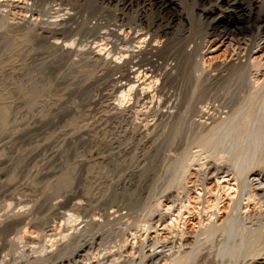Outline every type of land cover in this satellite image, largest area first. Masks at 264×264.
<instances>
[{"label":"rangeland","instance_id":"374dc122","mask_svg":"<svg viewBox=\"0 0 264 264\" xmlns=\"http://www.w3.org/2000/svg\"><path fill=\"white\" fill-rule=\"evenodd\" d=\"M7 1L9 0H5V2ZM11 1V4L7 5H4L3 1L0 2V24L3 23V26L1 25L2 27H0V108L3 106L8 107L7 116L3 119V131L2 126H0V132H3L0 133V264H60L69 255L73 249L72 247L76 246L78 242H83V239L93 241V237H97L96 233L103 235L99 244V247L103 245L101 248L103 252L97 249L100 252L97 251L98 256L96 255V258L95 256H91L92 252L90 250V258H93H89L88 262H91V264H95L96 262L93 261L98 260V257L102 255V261L99 259V263L105 261L103 257L109 253L110 257L108 256V259L113 258L112 261L115 264L119 262L120 264H124L125 261L122 262L123 260H127L125 264H128V261L129 264H138L136 260L138 258L139 261L140 258L138 250L142 246L141 243L150 241V244L154 242L157 246H160L164 241L168 242V239L169 241L174 239L176 242L178 239L177 234L179 233H181L179 237L183 235V238L191 240V242L188 240L191 246L187 242L183 247L184 249H186V246L191 249L194 248L191 251L193 255H190L192 259L189 256L187 258L188 261H185L187 260L185 259L181 261L182 263H178L158 257L157 261L155 260L152 264H234L235 262V264H239L243 261L245 257L243 258L242 255L227 251L234 241V239L232 240V235L238 230L236 227L238 221L237 219L234 220L233 216V224L227 221L229 225L226 224L229 227L225 225L227 228L223 232L227 234L220 232V234L217 233L218 235L213 234L209 237V235L205 234L202 236L203 234L200 233V229L209 223L210 220H214L217 223L226 222L224 220H226L228 213V216L231 215V207L239 196V181L242 179V175H239V179L235 173H231L233 171L210 174L205 182L202 183L198 179L201 174L200 172L203 170L202 167L204 168L205 165L201 166V164L208 161L215 162L213 156L217 152H212L213 155L209 156V158H204L203 155L195 158L191 154H195L196 150L201 147L200 145L197 146L198 143H201L197 142L201 137L198 136L197 139V132H195L196 129L194 128L195 120L198 119H200V122L208 119L206 121L207 126H205L209 127L213 124L212 127H209L213 131L217 128L219 129L220 124L222 126L219 130L214 131L216 134L215 137L213 136L214 138L211 136L212 140L211 137L209 138L211 142L208 140L209 143L207 145L209 146L211 143L209 146L211 151L217 149L219 152H224L228 150L232 155L233 151L230 150L233 149L234 145L235 148L233 150L236 152L238 147L240 151L245 148H251L253 145H255V148L256 145H259L264 140V42L261 41L259 45L251 47V43L256 40V29L254 27L252 29L255 31L250 28L246 32H240L238 27L230 26L231 33L235 34L232 35L230 33L220 36L214 34L216 32H212L213 29L210 28L212 25L209 24L211 23L212 16L217 17L220 15V11L232 8V4L235 7L237 6L236 10H238V13L243 12L246 14L250 9L252 15L256 16L259 10L264 7V0H177L180 4L176 9L177 16L174 14L171 19L168 17L169 12L164 13L159 11L161 10L159 8L160 0H133L131 10H123V16H125L123 17V25L117 32H122L121 36H125L126 38V42L123 44L126 43L125 45L129 44V46L131 44L137 45V42H134V40L145 37L140 42L141 44L138 43V45L140 44V51L138 49V51L134 52L139 53V56L135 57L136 60L139 61L143 51L152 45L153 49L157 50L155 55H152V58L157 59L159 64L164 67L161 69L160 66V68H155V70L152 67L150 69V65L148 63L145 64L146 61H143L142 65L138 64L139 69L143 68V72H146L148 76L140 84L141 86L146 85L152 79L153 74H155L154 77L158 76V80L147 91V94H140V96L133 90L131 97L127 99L128 102L125 100L122 103L120 102L121 104H117L118 100H116L117 97L115 95L119 94L117 92L119 90L113 84L120 77V72L113 71L114 62H112L113 56L111 57V54L117 51L114 45L115 38L111 34L116 29L115 25L112 24L113 17L111 16L116 9L115 0ZM91 3L92 6H90ZM45 7L47 8L45 9ZM118 7H121V4ZM211 7L215 11L213 15H205L204 10ZM98 8H100L99 12L102 10L104 14L106 12L107 14L104 17L105 19L99 21L97 19L100 23H97V30H95L96 28L93 24L96 21L95 16L96 14L97 16L102 14V12L96 13L98 12ZM179 12L182 14L181 17L178 16ZM131 16L136 17V20L139 17L141 21V24L136 26V28L140 29L139 36L132 41L129 40L130 36L134 35L132 33L134 31L132 27L133 23H129L132 18ZM160 16L163 18H160ZM32 17L36 20L33 23H29L27 19ZM125 18L129 20L127 21ZM83 21L84 23H82ZM166 22H169V30L167 29V33H164L161 30V25L166 24ZM148 24L151 25L152 29L157 26L161 29L153 33L152 29L146 30L149 26ZM88 27L89 29L92 27L93 30L87 29ZM219 27L222 29V26L219 25L217 28L220 29ZM8 30H10L9 33ZM27 34V37L23 36ZM70 40V44H65ZM63 42L65 43L62 48ZM99 43L100 46H104L103 51L100 52L97 51ZM117 46L120 47L121 45L117 44ZM127 48L131 49V46L130 48L128 46L123 48L124 52L130 55L132 50H128ZM166 50L167 52H165ZM186 51H188V54L184 55L183 53ZM107 52L110 55L105 54ZM132 52L131 54L133 55ZM129 55L123 59L124 62L129 66L134 65L136 67L137 62H134V58H130L131 55ZM239 60L243 62L248 60L251 65H249L250 68L245 73L250 83H245L248 81L244 80L245 82L241 88L240 86L238 89L236 88L238 93L235 96H238L239 99H235L237 97H234L233 103L237 102L233 104L232 101H225L227 100L226 96L229 95L226 91L228 90L229 93L231 90L228 86L233 87L227 83L228 76L232 73L231 67L228 68L227 65L232 62L237 63ZM182 65L183 67H181ZM132 74H136V72H129V76H132ZM191 75L192 78L187 77H191ZM31 77H35L37 86H31ZM119 79H122L123 83L126 80L128 81L124 76ZM139 80L141 81L142 78H139ZM47 82L48 85L43 86ZM196 82L202 84L200 85ZM188 83L191 85L189 86ZM225 84L226 87L224 86ZM194 85L196 88L199 87V90L206 91L205 94L207 93L206 95L204 94V100L197 102V104L194 101L196 100L195 94L192 93L191 97L189 96L192 88H195ZM247 85L249 86L248 89L246 88ZM244 88L245 90H243ZM243 91L246 92L244 93ZM134 93L135 96H138L135 97ZM240 93L243 96H240ZM249 93L253 94L254 97ZM224 94L225 99H223ZM188 96L189 98H187ZM216 96L219 98L218 100ZM185 99H189V102ZM234 99L236 100L235 102ZM194 105H198L199 108L201 107L200 109L203 112L195 113ZM198 114L201 115L198 116ZM231 117L234 118L231 120ZM225 126L230 127L226 128ZM12 127L15 130L16 127H21V130H14V133L12 132ZM224 127L226 129H223ZM205 130L201 134L206 135L208 131ZM212 130L209 131L210 135L213 133ZM236 132L240 134L239 137L236 136L238 135ZM10 134L12 135L10 136ZM218 136H221L220 139ZM252 137H256L258 139H256V142L259 141V143H252L253 140L255 142V139ZM231 139L233 140L231 141ZM245 139L250 141V147ZM207 142L205 141V143ZM241 142L243 146L245 145V148L242 147ZM202 145L204 146L203 143ZM207 145L205 144L204 147H208ZM223 148L227 149L224 150ZM209 152L210 150H208ZM227 152L226 154L224 152V154L229 157L228 155L230 154ZM189 154L190 157L188 156ZM244 156L243 154V158ZM98 161H103L101 164L104 167L106 166L108 172L100 175V178L95 177L93 179L90 177L91 172L89 168L92 165H96L97 167L99 165ZM199 169L202 170L200 171ZM67 171V175L69 176L68 182L67 184H61L62 176ZM99 185L101 186L99 187ZM181 185H183V189L185 187L184 190H180L179 187ZM177 188H179L178 191H183L180 192L181 195L179 193V199H181L180 201L176 199L177 201L174 200L175 202L171 200L172 203L170 199L167 200V195L173 193L174 190L177 192ZM168 202L172 204L170 205ZM257 209V199L244 198L241 200L239 208L241 214L254 213ZM261 211H264V206H262ZM70 213L74 214L71 215ZM231 213L233 214L234 211ZM250 222L254 221L246 219L245 224H251ZM234 224L236 225L233 226ZM227 230L230 231L229 233H232V235L230 234L231 236ZM62 232L67 234L69 238L73 234H76L77 238L82 237V239L79 238V241L75 242V245L73 244L74 242L64 245V242L69 241V238ZM79 234L81 236H78ZM104 234L110 239H105ZM198 234L201 235L197 236ZM62 235H64V239ZM85 235L89 236L86 237ZM219 235L220 241L214 237H219ZM48 237H52L53 241L44 240L49 239ZM120 237H124L126 249L123 242L120 240V243L117 240V238L121 239ZM89 238L90 240H88ZM225 240L227 243H224L226 242ZM119 243L123 245L124 249L120 250L123 247ZM51 244L55 245L52 246ZM228 244L229 247L225 249ZM70 246L72 249L69 248ZM96 248L97 245H95L94 249ZM190 248L188 250H191ZM57 249H64V252L62 250L60 252ZM104 249L108 252H104ZM65 250L69 253L66 251V254ZM123 250L124 252L127 250L129 253L127 251L124 253ZM227 252L229 253L227 254ZM115 254L118 257L119 255L124 257L119 259ZM61 256L65 258H61ZM127 256L129 260L126 259ZM129 257H134V259ZM88 262L86 261L85 263L88 264ZM106 262L111 264L109 261H105L104 263ZM85 263L78 262L76 264ZM70 264L74 263L70 262Z\"/></svg>","mask_w":264,"mask_h":264},{"label":"bare ground","instance_id":"6f19581e","mask_svg":"<svg viewBox=\"0 0 264 264\" xmlns=\"http://www.w3.org/2000/svg\"><path fill=\"white\" fill-rule=\"evenodd\" d=\"M1 1H3L4 2V5L6 4H11V0H9V1H7V2H5V0H0V2ZM59 1V0H58ZM92 1H94V0H92ZM91 1V2H92ZM155 1V0H154ZM153 1V2H154ZM33 2V1H32ZM42 2V1H41ZM215 2V1H214ZM34 3V2H33ZM89 3V2H88ZM152 3V2H151ZM230 3V2H229ZM46 4V3H45ZM50 4V3H49ZM56 4V3H55ZM90 4V3H89ZM95 4V3H94ZM121 4V7H118L119 5ZM135 4V3H134ZM13 5V4H12ZM83 5V4H82ZM96 5V4H95ZM132 5H133V0H115V6H116V9H115V11L111 14V16L113 17V21H112V24L113 25H115V27H116V29H114V31L111 33L113 36L112 37H114L115 39H114V41H115V47H116V49H117V51H115L116 53H114L113 52V54H111V57H112V62H114V64H113V67H112V69H113V71L114 72H120V74H119V76L120 77H122V76H124V77H126L127 79H128V81L126 80V82H122L121 80L122 79H119L120 77H118L117 79L118 80H116V81H114L115 83H113L115 86H116V89L117 90H119V91H117V92H119V94H117V95H115L117 98H116V100H118V103L117 102H115V103H117V104H119L120 102L122 103L123 101H125V100H127V99H129L130 97H131V93H133V90H135V92L137 93V94H141V95H144V94H147V91H149V89L152 87V86H154L155 85V83L157 82V80H158V76L157 77H154L155 76V74H153V76H152V79L151 80H149L148 82H147V84L145 85L144 84V86H141L140 84L142 83V82H144L147 78H148V76L146 75V72L144 73L143 72V68L142 69H139V65H142V62L143 61H146L145 62V64H149L150 66H149V68L150 67H152V69H155V68H160V66H161V69H162V67H164V66H162V65H160L159 64V62H158V60L156 61L154 58H152V55L154 56L155 55V53H156V51L157 50H155V49H153V47H152V45H150V47H148L147 49H145L144 51H143V54L145 55H141L140 57H141V59L139 60V61H137L136 60V58L135 57H138L139 56V53H134V52H136V51H138V49L140 48L139 46H140V42H142L143 40H144V38L145 37H143V38H138V39H136V40H134L137 36H139V28H136V26L137 25H140L141 24V21H140V19H139V17H138V20H136L137 18L136 17H132L130 20V22L129 23H133V25H132V27H133V29H134V31H132V33H134V35L132 34V36H130V38H129V40H134V42H137V45H133V44H131L130 46H131V49H128V50H132L131 52L133 53V55L131 54V52H130V55L128 54V53H125L124 52V47L125 46H128L129 48H130V46H129V44L128 45H125V44H123L124 42H126V38H125V36L123 37V36H121V34H122V32L120 31V32H117V30L118 29H120L121 28V26L123 25V17H125V16H123V10L124 9H128V10H131V8H132ZM139 5V4H138ZM160 9L161 10H159V11H161V12H164V13H168L169 15H168V17H170V19H171V17H173L174 16V14L177 16V14H176V9H177V7H179L180 6V4H179V2L177 1V0H160ZM234 4H232L231 5V7L232 8H230V9H228V10H226V11H220L221 13H220V15H218L217 17H213L212 16V19H211V23H209V24H211L212 25V27H210V28H212L213 30H212V32H216V33H214V34H217V35H220V36H225V34H230L231 32H232V30L230 29V26H235V27H238L239 29H240V32H246V31H248V29H252V27H254L255 29H256V31L254 30V29H252V30H254L255 32H256V40H254V42L253 43H251V47L254 45V46H256V45H259L260 44V42L261 41H263L264 42V7H262L260 10H259V12H258V14H256V16H253L252 15V13H251V10L249 9V11H248V13H238V10H236V7L235 6H233ZM51 6V5H50ZM90 6H92V3H91V5ZM90 6H88V7H90ZM110 6V5H109ZM140 6V5H139ZM264 6V5H263ZM5 7V6H4ZM20 7V6H19ZM97 7V6H96ZM99 7V6H98ZM114 7V6H113ZM15 8V7H14ZM26 8V7H25ZM30 8V7H29ZM47 7H45V9H46ZM53 8V7H52ZM81 8H82V6H81ZM101 8V7H100ZM100 8H98V12H96V13H100V12H102V14H99V16H97V14H96V21L93 23L94 24V26H95V30H97V23H100V22H98L99 20H101V19H105L104 17H106V14H107V12H106V14H104L103 13V11L101 10L100 12H99V9ZM142 8V7H141ZM221 8V7H220ZM73 9V8H72ZM80 9V8H79ZM83 9V8H82ZM94 9V8H93ZM104 9V8H103ZM86 10H87V8H86ZM89 10V9H88ZM128 10H127V12H128ZM138 10V9H137ZM146 10V9H145ZM14 11V10H13ZM72 11V10H71ZM96 11V10H95ZM112 11V10H111ZM247 11V10H246ZM5 12V11H4ZM125 12V11H124ZM132 12V11H131ZM146 12V11H145ZM215 11H214V8L213 7H211V8H209V9H205L204 10V13H205V15H207V16H211V15H213V13H214ZM53 13V12H52ZM109 13V12H108ZM139 13V12H138ZM94 14V13H93ZM103 14H104V16H103ZM133 14V13H132ZM27 15V14H26ZM55 15V14H54ZM53 15V16H54ZM67 15V14H66ZM72 15V14H71ZM95 15V14H94ZM108 15H110V14H108ZM124 15H126V14H124ZM146 15V14H145ZM181 13L179 12L178 13V16H180L181 17ZM28 16V15H27ZM41 16H42V13H41ZM84 16V15H83ZM26 17V16H25ZM31 17V16H30ZM81 17V16H80ZM87 17V16H86ZM68 18V17H67ZM77 18V17H76ZM84 18V17H83ZM128 18V17H127ZM145 18V17H144ZM160 18H163V17H161L160 16ZM7 19V18H6ZM11 19V18H10ZM29 19V20H28ZM27 19V21H29V23H33L36 19L34 18V17H32V18H28ZM39 19V18H38ZM43 19V18H42ZM58 19H59V17H58ZM90 19V18H89ZM97 19H98V21H97ZM107 19V18H106ZM142 19V18H141ZM48 20V19H47ZM50 20V19H49ZM79 20V19H78ZM78 20H77V23H78ZM83 20V19H82ZM125 20H129V19H126L125 18ZM21 21V20H20ZM40 21V20H39ZM73 21V20H72ZM93 21V20H92ZM165 21V20H164ZM168 21H169V19H168ZM3 22V21H2ZM6 22V21H5ZM43 22V21H42ZM89 22V21H88ZM91 22V21H90ZM111 22V21H110ZM109 22V23H110ZM148 22H150V21H148ZM147 22V23H148ZM1 23V22H0ZM8 23V22H7ZM28 23V22H27ZM68 23H69V21H68ZM82 23H84V21L82 22ZM153 23V22H152ZM158 23V22H157ZM168 23L169 22H166V24H163V25H161V28L159 27V26H157V27H153V29L150 27L151 25H149L148 27H147V29L146 30H150V29H152V32L154 33V32H158V31H160L159 29H161L164 33H167V29L169 28V26H168ZM3 24V23H2ZM2 24H0V27H2L3 25ZM21 24V23H20ZM40 24V23H39ZM81 24V23H80ZM88 24V23H87ZM90 24V23H89ZM104 24V23H103ZM160 24H161V22H160ZM2 25V26H1ZM49 25H51V24H49ZM92 25V24H91ZM90 25V26H91ZM99 25V24H98ZM128 25V24H127ZM147 25V24H146ZM153 25V24H152ZM159 25V24H158ZM222 26V29L220 28V29H218L217 27L218 26ZM14 26H15V24H14ZM86 26V25H85ZM88 26V25H87ZM53 27V26H52ZM78 27V26H77ZM76 27V28H77ZM92 27H93V25H92ZM91 27V28H92ZM114 27V28H115ZM20 28V27H19ZM35 28V27H34ZM70 28V27H69ZM68 28V29H69ZM89 29V27L87 28V29H89V30H93V28L92 29ZM42 29V28H41ZM66 29V28H65ZM82 29V28H81ZM86 29V30H87ZM207 29V28H206ZM2 30V29H1ZM7 30V29H6ZM85 30V29H84ZM85 30V31H86ZM169 30V29H168ZM5 31V30H4ZM9 31L10 30H8V33H9ZM33 31V30H32ZM88 31V30H87ZM103 31V30H102ZM107 31V30H106ZM250 31V30H249ZM28 32V31H27ZM38 32V31H37ZM84 32V31H83ZM100 32V31H99ZM151 32V33H152ZM25 33V32H24ZM75 33V32H74ZM82 33V32H81ZM52 34V33H51ZM123 34H125V33H123ZM148 34V33H147ZM232 34V33H231ZM233 34H235V33H233ZM232 34V35H233ZM3 35H4V33H3ZM39 35V34H38ZM106 35H107V33H106ZM149 35V34H148ZM24 37H27L28 36V34L27 35H23ZM61 36V35H60ZM252 36V35H251ZM3 37V36H2ZM72 37V36H71ZM87 37V36H86ZM230 37H231V35H230ZM76 38V37H75ZM74 38V39H75ZM101 38V37H100ZM109 38V37H108ZM157 38V37H156ZM69 39V38H68ZM67 39V40H68ZM81 39V38H80ZM111 39V38H110ZM141 39V40H140ZM248 39V38H247ZM251 39V38H250ZM2 40V39H1ZM58 40V39H57ZM66 40V39H65ZM73 40V39H72ZM129 40H128V42H129ZM165 40V39H164ZM249 40V39H248ZM54 41V40H53ZM99 41V40H98ZM131 41H130V43H131ZM203 41V40H202ZM232 41V40H231ZM247 41V40H246ZM251 41V40H250ZM52 42V41H51ZM62 42V41H61ZM70 42H71V40L69 41V42H63V44H62V48H63V45H64V43L65 44H70ZM164 42V41H163ZM252 42V41H251ZM54 43V42H53ZM59 43V42H58ZM119 43H121V44H119ZM138 43H140L139 45H138ZM169 43V42H168ZM72 44V43H71ZM83 44V43H82ZM88 44V43H87ZM117 44L118 45H121L120 47H118L117 46ZM170 44H171V42H170ZM59 45V44H58ZM95 45V44H94ZM191 45V44H190ZM197 45V44H196ZM48 46V45H47ZM98 46V50L97 51H103V49H104V46H100V43L97 45ZM169 46H171V45H169ZM197 46H199V45H197ZM246 46V45H245ZM68 47V46H67ZM192 47V46H191ZM196 47V46H195ZM248 47V46H247ZM85 48V47H84ZM93 48V47H92ZM145 48V47H144ZM165 48V47H164ZM172 48V47H171ZM181 48V47H180ZM59 49V48H58ZM66 49V48H65ZM82 49V48H81ZM163 49V48H162ZM249 49H251V48H249ZM87 50V49H86ZM111 50V49H110ZM184 50V49H183ZM182 50V51H183ZM59 51V50H58ZM64 51V50H63ZM96 51V52H97ZM139 51H140V49H139ZM185 51V50H184ZM128 52V51H127ZM165 52H167V50L165 51ZM181 52V51H180ZM188 51H186V52H184L183 54L184 55H186V54H188L187 53ZM64 53V52H63ZM68 53V52H67ZM91 53V52H90ZM158 53V52H157ZM243 53V52H242ZM61 54V53H60ZM97 54V53H96ZM95 54V55H96ZM105 54H109V52H107V53H105ZM148 54V55H147ZM182 54V53H181ZM91 55V54H90ZM110 55V54H109ZM108 55V56H109ZM127 55H129L130 56V58H134L133 60H134V62L136 61L137 62V65H136V67H134V65H131V66H129V65H127V63H125L124 62V60L123 59H125V58H127L126 56ZM160 55V54H159ZM162 55V54H161ZM175 55V54H174ZM190 55V54H189ZM250 55V54H249ZM84 56V55H83ZM128 56V57H129ZM183 56V55H182ZM192 56V55H191ZM247 56V55H246ZM61 57V56H60ZM81 57V56H80ZM92 57V56H91ZM175 57V56H174ZM186 57V56H185ZM188 57V56H187ZM106 58V57H105ZM158 58V57H157ZM164 58V57H163ZM181 58V57H180ZM184 58V57H183ZM62 59V58H61ZM64 59V58H63ZM97 59V58H96ZM100 59V58H99ZM139 59V58H138ZM187 59H189V58H187ZM186 59V60H187ZM243 59V58H242ZM181 60H182V58H181ZM241 60V59H240ZM238 61L237 63H235V62H232L231 64H229V65H227V67L228 68H230L231 67V69H232V73H230V76H228V79H227V83L229 84V85H232L233 87H231V86H228V87H230L231 88V90L229 91V93H228V90L226 91L227 92V94H229L228 96H226L227 98V100H225V101H232V103H233V98L234 97H237V98H235V99H239L238 98V96H235L236 95V93H238L237 91V89L239 88V86H240V88H241V86H242V84L245 82V81H248V82H245V83H250L249 82V80H247V75H245V73H246V71L248 70V68H250L249 67V65H250V63H249V61L248 60H246L245 62H243V61ZM90 61V60H89ZM129 61V60H128ZM164 61V60H163ZM161 62V61H160ZM183 62H184V59H183ZM186 62V61H185ZM199 62V61H198ZM231 62V61H230ZM63 63H65L64 61H63ZM94 63V62H93ZM125 63V64H124ZM175 63V62H174ZM187 63V62H186ZM234 63V64H233ZM88 64H90L89 62H88ZM139 64V65H138ZM161 64H163V63H161ZM171 64V63H170ZM221 64V63H220ZM1 65V64H0ZM107 65V64H106ZM110 65V64H109ZM184 65V64H183ZM183 65L181 66V67H183ZM190 65V64H189ZM197 65H198V63H197ZM224 66H226V65H224ZM223 66V67H224ZM251 66V65H250ZM92 67V66H91ZM131 67V68H130ZM185 67V66H184ZM198 67V66H197ZM54 68V67H53ZM110 68V67H109ZM166 68V67H165ZM52 69V68H51ZM151 69V68H150ZM55 70V69H54ZM156 70V69H155ZM159 70V69H158ZM183 70H186V69H183ZM226 70H228V69H226ZM131 71H134V72H136V74H132V76L130 75L129 76V72H131ZM152 71H154V70H152ZM162 71V70H161ZM165 71V70H164ZM198 71V70H197ZM222 71V70H221ZM150 72V71H149ZM163 72V71H162ZM183 72V71H182ZM187 72V71H186ZM249 72V71H248ZM247 72V73H248ZM105 73V72H104ZM141 73V74H140ZM156 73V72H155ZM166 73H167V71H166ZM169 73V72H168ZM252 73V72H251ZM109 74V73H108ZM145 74V75H144ZM164 74V73H163ZM180 74V73H179ZM186 74V73H185ZM188 74H189V72H188ZM192 74V73H191ZM222 74V73H221ZM143 75H144V77H143ZM152 75V74H151ZM184 75V74H183ZM253 75V74H252ZM161 76V75H160ZM209 76V75H208ZM220 76V75H219ZM246 76V77H245ZM105 77H106V75H105ZM117 77V76H116ZM184 77H186L185 75H184ZM187 77H189V78H192V75H191V77L190 76H187ZM195 77V76H194ZM97 78V77H96ZM139 78H142V80L140 81L139 80ZM189 78H187V79H189ZM208 78V77H207ZM246 78V79H245ZM109 79V78H108ZM186 79V78H185ZM220 79V78H219ZM223 79H225V77H223ZM31 86H34L35 87V85H36V83H37V81L35 80V77H31ZM189 80H191V79H189ZM195 81H196V79H194ZM208 80H209V78H208ZM221 80V79H220ZM245 80V81H244ZM214 81V80H213ZM224 81V80H223ZM170 82V81H169ZM176 82V81H175ZM189 82V81H188ZM202 82V81H201ZM124 85H123V84ZM197 84H200V82L198 83V82H196ZM168 84V83H167ZM166 84V85H167ZM178 84V83H177ZM184 84V83H183ZM189 84V83H188ZM202 84V83H201ZM200 84V85H201ZM216 84V83H215ZM46 85H48V82L47 83H45L43 86H46ZM96 85V84H95ZM191 84H189V86H190ZM193 85V84H192ZM200 85H197V86H200ZM204 85V84H203ZM209 85V84H208ZM211 85V84H210ZM245 85V84H244ZM254 85V84H253ZM37 86V85H36ZM43 86H41V87H43ZM114 86V87H115ZM225 87H226V84L224 85ZM246 86V85H245ZM244 86V87H245ZM101 87V86H100ZM112 87H113V85H112ZM194 87H195V85H194ZM201 87V86H200ZM248 85H247V89H248ZM185 88V87H184ZM199 88V87H198ZM198 88H192V92L190 93V97H191V95H192V93L193 94H195V96H196V100H194V101H196V104H197V102H201L202 100H204L203 98H205V95L207 94H205V92L206 91H204L203 92V90H199ZM237 88V89H236ZM113 89V88H112ZM208 89V88H207ZM221 89V88H220ZM251 89V88H250ZM253 89V88H252ZM204 90H206V89H204ZM211 90V89H210ZM210 90H209V92H210ZM217 90V89H216ZM240 90V89H239ZM243 90H245V88L243 89ZM260 90V89H259ZM258 90V91H259ZM84 91V90H83ZM82 91V92H83ZM160 91V90H159ZM218 91H219V89H218ZM225 91V90H224ZM240 91H242V90H240ZM249 91V90H248ZM257 91V92H258ZM187 92V91H186ZM216 92V91H215ZM244 92V91H243ZM246 92V91H245ZM244 92V93H245ZM37 93V92H36ZM85 93V92H84ZM243 93V94H244ZM254 93V92H253ZM35 94V93H34ZM85 94H87V93H85ZM183 94H185V93H183ZM205 94V95H204ZM209 94V93H208ZM222 94V93H221ZM226 94V95H227ZM250 94V93H249ZM37 95V94H36ZM140 95V96H141ZM178 95V94H177ZM215 95V94H214ZM250 95H252L253 96V94H250ZM249 95V96H250ZM134 96H135V93H134ZM136 96H138V95H136ZM135 96V97H136ZM180 96V95H179ZM186 96H187V94H186ZM189 96L187 97V98H189ZM240 96H243V95H241V93H240ZM264 96V95H263ZM34 97V96H33ZM98 97V96H97ZM217 97V96H216ZM254 97V96H253ZM106 98V97H105ZM112 98V97H111ZM142 98H143V96H142ZM159 98V97H158ZM209 98V97H208ZM214 98H215V96H214ZM152 99V98H151ZM161 99V98H160ZM219 98L217 97V100H218ZM223 99H225V94H224V97H223ZM234 99V102L236 101ZM246 99V98H245ZM186 100V99H185ZM189 100V99H188ZM188 100H186V101H188ZM241 100V99H240ZM248 100V99H247ZM258 100V99H257ZM256 100V101H257ZM138 101V100H137ZM147 101V100H146ZM151 102H152V100H150ZM215 101V100H214ZM220 101V100H219ZM244 101V100H243ZM242 101V102H243ZM250 101V100H249ZM248 101V102H249ZM95 102V101H94ZM127 102H128V100H127ZM126 102V103H127ZM189 102V101H188ZM193 102V101H192ZM213 102V101H212ZM216 102V101H215ZM237 102V101H236ZM236 102L235 103H233V104H236ZM248 102H246V104H248ZM262 102V101H261ZM120 103V104H121ZM158 103V102H157ZM208 103V102H207ZM225 103V102H224ZM252 103V102H251ZM250 103V104H251ZM112 104V103H111ZM110 104V105H111ZM156 104V103H155ZM193 104H194V102H193ZM200 104H202V103H200ZM241 104V103H240ZM255 104V103H254ZM261 104V103H260ZM92 105V104H91ZM109 105V106H110ZM135 105V104H134ZM199 105V104H198ZM196 106V105H194V109H195V113H200L202 110L199 108V106ZM213 105H215V104H213ZM252 105V104H251ZM108 106V105H107ZM125 106V105H124ZM144 106V105H143ZM217 106V105H216ZM229 106H230V103H229ZM229 106H228V108H229ZM245 106V105H244ZM140 107V106H139ZM226 107H227V105H226ZM233 107V106H232ZM248 107V106H247ZM251 107V106H250ZM115 108V107H114ZM165 108V107H164ZM132 109V108H131ZM139 109V108H138ZM210 109V108H209ZM213 109V108H212ZM188 110V109H187ZM225 110V109H224ZM232 110V109H231ZM242 110V109H241ZM246 110V109H245ZM244 110V111H245ZM136 111V110H135ZM176 111V110H175ZM219 111V110H218ZM7 112H8V107H6V106H3L2 108H0V126H2V124H3V122H4V118L7 116ZM114 112V111H113ZM123 112V111H122ZM177 112V111H176ZM192 112V111H191ZM203 112V111H202ZM208 112V111H207ZM229 112V111H228ZM211 113V112H210ZM230 113V112H229ZM248 113V112H247ZM119 114V113H118ZM187 114V113H186ZM185 114V115H186ZM202 114V113H201ZM201 114H198V116H200ZM204 114V113H203ZM215 114V113H214ZM224 114V113H223ZM228 114V113H227ZM234 114V113H233ZM232 114V115H233ZM237 114V113H236ZM195 115V114H194ZM230 115V114H229ZM131 116V115H130ZM190 116V115H189ZM192 116V115H191ZM209 116V115H208ZM216 116V115H215ZM236 116V115H235ZM165 117V116H164ZM167 117V116H166ZM248 117V116H247ZM260 117V116H259ZM109 118V117H108ZM136 118V117H135ZM178 118V117H177ZM196 118V117H195ZM234 117H231V120L233 119ZM239 118H241V117H239ZM243 118V117H242ZM198 119V118H197ZM213 119V118H212ZM229 119V118H228ZM227 119V120H228ZM260 119V118H259ZM124 120V119H123ZM185 120V119H184ZM199 120V121H198ZM198 120H195L193 123H194V128L196 129L195 130V132H197V139H198V136L199 137H201V139L199 138V140H197V142L199 141V142H201L200 144L198 143L197 144V146L198 145H200L201 147H199V149H197L196 150V152H195V154L194 153H192L191 155L193 156V157H197V156H204V158L205 157H208L209 158V156H212L213 155V153L212 152H217V153H219V154H217V153H214L215 155L212 157L213 158V160H215V162L213 161V162H211V161H208V162H202V164H201V166H203V164L205 165L204 166V168L202 167V172H200L199 170H197V171H199L201 174H200V176H199V181L200 182H205V180H206V178H208V175H210V174H217V173H224V172H230V171H233V172H231V173H235V175H237L238 177L237 178H239V175H242V179L239 181V183H240V189H239V196H238V198L234 201V205L231 207L232 208V210L234 211V213L232 214L231 212H233L232 210H231V212H230V216H228V214H227V217H226V220H224V221H226L225 223H217L216 221H209V223H207L206 225H204L201 229H200V233L201 234H203L202 236H204V234L205 235H209V237H211L210 235H215V234H220V232L222 233L223 231H224V229L225 228H227V227H229V226H227V224L228 223H230V224H233L232 223V220L234 219H237V221H238V225L236 226L237 228H238V230L232 235V233H229L230 231H228V234L230 235H232L233 236V238H232V240L234 239V243L232 242H230L231 243V246L229 247V244L227 245V247L225 248V249H227L228 247V249H227V251H231V252H235V253H237L238 255H242L243 256V258L245 257V261H246V263H244L243 261H239L240 263H242V264H264V211H261V208H262V206H264V140L259 144V145H256V147L254 148V146L255 145H253V147H251V148H245L244 146H243V144H242V142H241V145H242V147H244L245 149V151L244 150H239V147L237 148L238 150L236 151V152H234V148H235V145L232 147V145H231V147L233 148L232 150H230V151H233L232 152V155L230 154V152H229V154L231 155H228L229 157H227V155L225 156V154H226V150L225 149H227V148H223L225 151V154H224V152L223 151H221V152H223V153H221V152H219V150H215V151H211V148L209 147L210 146V144H209V146L207 145L208 143H209V141H210V137L212 136H214L215 137V134L216 133H214V131L215 130H217V129H215L216 127H218V126H216L214 129V131L211 129V128H209V127H206L207 125H206V121L208 120H206V121H204V122H200V119H198ZM230 120V119H229ZM247 120V119H246ZM105 121V120H104ZM117 121V120H116ZM129 121V120H128ZM137 121V120H136ZM201 121H202V119H201ZM226 121V120H225ZM94 122V121H93ZM118 122V121H117ZM121 122V121H120ZM216 122V121H215ZM228 122V121H227ZM238 122V121H237ZM261 122V121H260ZM170 123V122H169ZM192 123V124H193ZM210 123V122H209ZM231 123V122H230ZM112 124V123H111ZM134 124V123H133ZM225 124V123H224ZM234 124V123H233ZM244 124V123H243ZM6 125V124H5ZM94 125V124H93ZM154 125V124H153ZM206 125V126H205ZM3 126H4V124H3ZM1 127L2 128V131H3V128L4 127ZM11 126H13V125H11ZM26 126V125H25ZM105 126V125H104ZM170 126H172V125H170ZM185 126V125H184ZM212 126H213V124H212ZM211 126V127H212ZM15 127V126H14ZM14 127H12V129H13V131L12 132H14ZM19 127V126H18ZM32 127V126H31ZM119 127V126H118ZM126 127V126H125ZM220 127H222L221 126V124H220ZM220 127H219V129H220ZM226 128L227 127H230V126H225ZM223 128V129H226V128ZM252 127V126H251ZM0 128V129H1ZM108 128V127H107ZM121 128V127H120ZM119 128V129H120ZM128 128V127H127ZM170 128V127H169ZM238 128V127H237ZM17 129H19V130H21V127L20 128H17L16 127V130ZM22 129H24V128H22ZM99 129V128H98ZM104 129V128H103ZM114 129H115V127H114ZM117 129V128H116ZM207 130L208 132H207V134L205 135V134H201V132L203 131V130ZM218 129V130H219ZM222 129V130H223ZM250 129V128H249ZM252 129V128H251ZM15 130V131H16ZM105 130V129H104ZM126 130V129H125ZM148 130V129H147ZM193 130V129H192ZM205 130V131H206ZM210 130H212L213 131V133H211L212 135H210V133H209V131ZM228 130H231V129H228ZM228 130H227V132H228ZM237 130H239V129H237ZM1 131V132H2ZM5 131V130H4ZM18 131V130H17ZM185 131V130H184ZM250 131V130H249ZM253 131V130H252ZM255 131V130H254ZM0 132V133H1ZM104 132V131H103ZM144 132V131H143ZM218 132V131H217ZM241 132V131H240ZM258 132V131H257ZM264 132V131H263ZM3 133V132H2ZM6 133V132H5ZM5 133H4V135H5ZM11 133V132H10ZM15 133V132H14ZM18 133V132H17ZM102 133V132H101ZM116 133H119V132H116ZM137 133V132H136ZM173 133V132H172ZM176 133V132H175ZM174 133V134H175ZM206 133V132H205ZM237 133V132H236ZM248 133V132H247ZM254 133V132H253ZM13 134V133H12ZM12 134H10V136L12 135ZM166 134V133H165ZM194 134V133H193ZM208 134H209V136H208ZM238 135H236L237 137H239V133H237ZM242 134V133H241ZM259 135H261L260 133H258ZM2 135V134H1ZM167 135V134H166ZM166 135H165V137H166ZM178 135V134H177ZM220 135V134H219ZM230 135V134H229ZM232 135V134H231ZM248 135V134H247ZM257 135V134H256ZM9 136V137H10ZM107 136V135H106ZM118 136V135H117ZM119 136H120V134H119ZM181 136V135H180ZM192 136V135H191ZM204 136V137H203ZM227 136H228V134H227ZM250 136V135H249ZM263 136V135H262ZM5 137V136H4ZM168 137V136H167ZM212 137H211V140H212ZM213 137V138H214ZM219 137V136H218ZM221 137V136H220ZM220 137H219V139H220ZM235 137V136H234ZM236 137V138H237ZM241 137V136H240ZM246 137H248V136H246ZM254 137V136H253ZM252 137V138H253ZM259 137V136H258ZM163 138V137H162ZM204 138V139H203ZM229 138V137H228ZM232 138V137H231ZM245 138V137H244ZM249 138V137H248ZM247 138V139H248ZM251 138V137H250ZM263 138V137H262ZM222 139V138H221ZM253 139H255V142H253L252 141V143H255V144H258L259 143V141H257L256 142V137L255 138H253ZM98 140V139H97ZM112 140V139H111ZM121 140V139H120ZM150 140V139H149ZM162 140V139H161ZM209 140V141H208ZM233 139H231V141H232ZM235 140V139H234ZM238 140V139H237ZM246 140V139H245ZM258 140V139H257ZM259 140H260V138H259ZM2 141V140H1ZM95 141V140H94ZM166 141V140H165ZM204 141V142H203ZM205 141L207 142V143H205ZM217 141V140H216ZM221 141V140H220ZM247 141V140H246ZM99 142V141H98ZM179 142V141H178ZM196 142V141H195ZM194 142V143H195ZM211 142V141H210ZM221 142H223V141H221ZM244 142V141H243ZM202 143L204 144V146H205V144L208 146V147H204L203 145H202ZM237 143V142H236ZM247 144H248V146L250 147V141L248 140L247 142H246ZM245 143V144H246ZM212 144L213 145H215L213 142H212ZM232 144V143H231ZM212 145V146H213ZM112 146V145H111ZM196 146V147H197ZM203 146V147H202ZM247 146V147H248ZM110 147V146H109ZM221 147V146H220ZM126 148V147H125ZM201 148H203V149H201ZM206 148V149H205ZM207 148H208V150H210V152H211V155H210V152L208 153V150H207ZM210 148V149H209ZM217 148H219V147H217ZM219 149H221V148H219ZM229 149H230V147H229ZM240 149H241V147H240ZM258 149V150H257ZM191 150V149H190ZM244 151V152H243ZM227 152V153H228ZM100 153V152H99ZM221 154V155H220ZM243 154L245 155L244 156V158H243ZM255 154H256V156H255ZM170 155V154H169ZM1 156H3V155H1ZM189 157H190V154L188 155ZM9 158V157H8ZM104 158V157H103ZM102 158V159H103ZM187 158V157H186ZM119 159V158H118ZM81 160H83L82 158H81ZM80 160V161H81ZM112 160V159H111ZM114 160V159H113ZM194 160V159H193ZM200 160V159H199ZM202 160V159H201ZM207 160V159H206ZM212 160V159H211ZM8 161V160H7ZM63 161V160H62ZM75 161V160H74ZM107 161H109V160H107ZM173 161V160H172ZM78 162V161H77ZM101 162H103V161H98L97 163L99 164V165H97V167H96V165L95 166H91V164H90V166H87V167H90L89 168V171L91 172V176L90 177H92L93 179H95V177L97 178V177H99L100 175H104L105 174V172H108L107 170H106V166L104 167L102 164H101ZM109 162H111V161H109ZM116 162V161H115ZM197 162H198V160H197ZM2 163V162H1ZM64 163V162H63ZM87 163V162H86ZM112 163V162H111ZM114 163V162H113ZM180 163V162H179ZM186 163V162H185ZM188 163V162H187ZM201 163V162H200ZM78 164V163H77ZM81 164V163H80ZM104 164V163H103ZM120 164V163H119ZM64 165V164H63ZM104 165H106V164H104ZM109 165H111V164H109ZM113 165V164H112ZM189 165V164H188ZM61 166V165H60ZM81 166V165H80ZM197 166V165H196ZM199 166H200V164H199ZM108 167V166H107ZM113 167V166H112ZM111 167V168H112ZM116 167V166H115ZM172 167V166H171ZM174 167V166H173ZM189 167V166H188ZM182 168V167H181ZM109 169V168H108ZM113 169V168H112ZM116 169V168H115ZM179 169V168H178ZM180 170V169H179ZM178 170V171H179ZM183 170V169H182ZM88 171V172H89ZM111 171V170H110ZM177 171V172H178ZM89 172V173H90ZM183 172H184V170H183ZM199 172H197V173H199ZM88 173V174H89ZM143 173V172H142ZM176 173V172H175ZM185 173V172H184ZM183 173V174H184ZM1 174V173H0ZM68 171L64 174V176H62V179H61V184H67V182H68ZM181 174V173H180ZM96 175V176H95ZM234 175V176H235ZM3 177V176H2ZM101 177V176H100ZM99 177V178H100ZM104 177V176H103ZM98 178V179H99ZM240 179V178H239ZM235 180H236V178H235ZM98 182V181H97ZM96 182V183H97ZM180 182V181H179ZM101 183H102V181H101ZM104 183V182H103ZM105 185V184H104ZM103 185V186H104ZM4 186V185H3ZM6 186V185H5ZM101 185H99V187H100ZM192 186V185H191ZM195 186V185H194ZM199 186V185H198ZM97 187V186H96ZM179 187V186H178ZM190 187V186H189ZM193 187V186H192ZM106 188V187H105ZM180 190H182L183 189V185H181L180 187ZM179 188H177V192H175V190L173 191V193H169V195H167L168 196V199L167 200H169L170 199V201L171 200H173V202H175V201H177L176 199H179V197H180V195H181V193L180 192H183V191H178L179 190ZM69 189V188H68ZM93 189V188H92ZM104 189V188H103ZM184 189H185V187H184ZM183 189V190H184ZM187 189V188H186ZM77 190V189H76ZM96 190V189H95ZM94 190V191H95ZM103 191V190H102ZM187 191V190H186ZM71 192V191H70ZM74 192V191H73ZM93 192V191H92ZM99 192V191H98ZM104 192V191H103ZM100 193V192H99ZM98 193V194H99ZM179 193H180V195H179ZM185 193V192H184ZM105 194V193H104ZM168 194V193H167ZM90 195V194H89ZM96 195V194H95ZM256 195V196H255ZM71 196V195H70ZM76 196V195H75ZM91 196V195H90ZM166 196V195H165ZM184 196V195H183ZM93 197V196H92ZM255 197V198H254ZM257 197V198H256ZM183 198V197H182ZM252 199V200H255V199H257V202H258V209H257V211L256 212H254V213H250V212H248L247 214H241V210H239V208H240V205H241V200L242 199ZM93 199V198H92ZM161 199V198H160ZM181 199V198H180ZM180 199L178 200V201H180ZM75 200V199H74ZM95 200V199H94ZM166 200V201H167ZM175 200V201H174ZM169 201V202H170ZM183 201V200H182ZM251 201V200H250ZM80 202V201H79ZM168 202V204H170ZM172 202V201H171ZM172 202V203H173ZM171 203V204H172ZM50 204V203H49ZM162 204V203H161ZM170 204V205H171ZM180 204V203H179ZM47 205V204H46ZM158 205V204H157ZM117 206V205H116ZM159 206H160V204H159ZM49 207V206H48ZM254 207H255V205H254ZM107 208H109V207H107ZM168 208H170V207H168ZM167 208V209H168ZM117 209V208H116ZM119 209V208H118ZM160 209V208H159ZM40 210V209H39ZM171 210V209H170ZM113 211H115V210H113ZM162 211H164V210H162ZM116 212V211H115ZM161 212V211H160ZM69 214V213H68ZM71 214V213H70ZM74 213H72L71 215H73ZM152 214H154V213H152ZM160 214V213H159ZM165 214V213H164ZM116 215V214H115ZM76 216V215H75ZM103 216V215H102ZM114 216V215H113ZM152 216V215H151ZM160 216V215H159ZM232 216H233V219H232ZM69 217H70V215H69ZM68 217V218H69ZM150 217V216H149ZM158 217V216H157ZM73 218V217H72ZM72 218H71V220H72ZM96 218V217H95ZM117 219V218H116ZM148 219V218H147ZM230 219V220H229ZM246 219H249L250 221H254V222H250L251 224H249V223H246L245 224V221H246ZM108 220V219H107ZM234 220H233V222H234ZM150 221V220H149ZM227 221H228V223H227ZM229 221H231V222H229ZM44 222V221H43ZM50 222V221H49ZM66 222H68V221H66ZM81 222V221H80ZM115 222V221H114ZM146 222V221H145ZM236 222V221H235ZM39 223V222H38ZM45 223V222H44ZM48 223V222H47ZM97 223V222H96ZM100 223V222H99ZM105 223V222H104ZM151 223V222H150ZM227 223V224H226ZM43 224V223H42ZM85 224V223H84ZM124 224V223H123ZM132 224V223H131ZM249 224V225H248ZM44 225V224H43ZM52 225H54V224H52ZM148 225V224H147ZM225 225L227 226V227H225ZM229 225V224H228ZM236 224H234L233 226H235ZM86 226V225H85ZM94 226V225H93ZM103 226V225H102ZM113 226V225H112ZM145 226V225H144ZM149 226V225H148ZM231 226V225H230ZM239 226V227H238ZM121 227V226H120ZM127 227V226H126ZM40 228V227H39ZM39 228H38V230H39ZM119 228V227H118ZM150 228V227H149ZM34 229H36V228H34ZM81 229V228H80ZM128 229V228H127ZM145 229V228H144ZM129 230V229H128ZM68 231V230H67ZM72 231V230H71ZM78 231V230H77ZM82 231V230H81ZM116 231V230H115ZM118 231V230H117ZM180 231V230H179ZM57 232V231H56ZM125 232V231H124ZM182 232V231H181ZM45 233V232H44ZM49 233V232H48ZM63 233V232H62ZM68 233H70V232H68ZM99 233H101V232H99ZM117 233V232H116ZM121 233V232H120ZM123 233V232H122ZM176 233H177V231H176ZM223 233H226V232H223ZM43 234V233H42ZM47 234V233H46ZM58 234V233H57ZM64 234V233H63ZM73 234V233H72ZM86 234V233H85ZM97 234V237H93V241H87V240H84L83 239V242H78L79 241V238L80 239H82V237H79V238H77L74 234V236L72 235V236H70V238L68 237V235L67 234H64V235H66L69 239V241H67V242H64V245L66 244V243H69L70 242V244L71 243H73L74 245H75V242L77 243L78 242V244H76V246H74V247H72L71 248V246L69 247V248H71L72 250L70 251V253L67 251V250H65V253H66V251H67V253H69V255H67V257H66V259H61V260H63V262L61 261V263H66V261H67V263L68 264H70V262H73L74 264H76V263H78V262H82V263H85L86 261L88 262V259L90 258V250H91V252H92V255L91 256H95L96 257V255L98 256V253H97V249H100L101 250V252H103L102 251V247H103V245H102V247H99V244H100V242H101V240H102V238H103V235L101 236V235H99L98 233H96ZM181 233H179V234H177V237H178V239H177V243L175 242V240L173 239V237H172V239L173 240H171V238H170V240L171 241H169V239L167 240L168 242H165L164 240V243H162V244H160V242H159V244H160V246H157L154 242H153V244H150L148 241V243L146 244V243H141L142 244V246H141V248H140V250H138L139 248V246L137 247L138 249V251H139V253L138 254H140V258H139V261H138V258H137V262H138V264H152L153 262H155V260L158 258V257H163V258H165V260L167 259L168 261H171V262H180V263H182L181 261H183V260H185V259H187L191 254L193 255V253H191V251L192 250H194V248L193 249H191L190 247V249L191 250H188L189 248L186 246V249H184V247L183 246H185V244L188 242V240H190V239H187V238H183V235H182V237H179V235H180ZM190 234V233H189ZM197 234V233H196ZM201 234H198L197 236H199V235H201ZM217 234V235H218ZM227 234V233H226ZM64 235H62L63 236V239H64ZM93 235V234H92ZM105 235V239H110V238H107L108 236H106V234H104ZM124 235V234H123ZM229 235H228V237H229ZM230 235V236H231ZM61 236V237H62ZM66 236H65V240L67 239L66 238ZM78 236H81V234H79ZM86 236V235H85ZM87 236H89V235H87ZM86 236V237H87ZM117 236V235H116ZM121 236V235H120ZM221 236H224V235H221ZM227 236V235H226ZM56 237V236H55ZM102 237V238H101ZM127 237V236H126ZM215 238H218V240L220 239V235H219V237H217V236H214ZM49 239H44V240H50L51 242L53 241L50 237H48ZM83 238H85V237H83ZM91 238V237H90ZM90 238L88 239V240H90ZM96 238H97V240H96ZM121 238V237H120ZM122 238H123V240H122ZM121 239H118L117 238V240H121L122 242H123V245H124V237H122ZM176 238V237H175ZM195 238V237H194ZM198 238V237H197ZM201 238V237H200ZM205 238H206V236H205ZM212 238H213V236H212ZM215 238H213V239H215ZM222 238V237H221ZM236 238V239H235ZM38 239V238H37ZM85 239H87V238H85ZM193 241H194V239L193 238H191ZM207 239V238H206ZM42 240V239H41ZM59 240V239H58ZM142 240V239H141ZM147 240V239H146ZM146 240H144V241H146ZM155 240V239H154ZM199 240H201V239H199ZM198 240V241H199ZM221 240V239H220ZM219 240V241H220ZM226 240H227V238H226ZM225 240V241H226ZM231 240V239H230ZM81 241V240H80ZM106 241V240H105ZM104 241V242H105ZM121 241H120V243H121ZM162 241V240H161ZM192 241V242H193ZM224 241V240H223ZM223 241H221V242H223ZM32 242V241H31ZM33 242H34V240H33ZM55 242V241H54ZM53 242V243H54ZM107 242V241H106ZM155 242H157V241H155ZM190 242H191V240H190ZM196 242V241H195ZM200 242V241H199ZM213 242V241H212ZM56 243V242H55ZM119 243V244H120ZM139 243V242H138ZM189 243V242H188ZM196 243H198V242H196ZM201 243V242H200ZM224 243H227V241L226 242H224ZM156 246H155V245ZM158 244V245H159ZM193 244L195 245V243L193 242ZM42 245V244H41ZM52 245V244H51ZM53 245H55V244H53ZM52 245V246H53ZM64 245H62V246H64ZM69 245V244H68ZM68 245H66L67 247H68ZM95 245H97V248L96 249H94L95 248ZM105 245V244H104ZM111 246H112V244H110ZM122 244H120V246H121ZM123 245H122V247H123ZM189 245H190V243H189ZM197 245V244H196ZM217 245H218V243H217ZM61 246V247H62ZM108 246V245H107ZM106 246V247H107ZM174 246H176V248H174ZM191 246V245H190ZM200 246V245H199ZM220 246V245H219ZM218 246V248L220 249V247ZM41 247V246H40ZM124 247H125V249L127 248V246H126V244L124 245ZM124 247L123 248H119V247H117V248H119L120 250H122V249H124ZM194 247H196V246H194ZM202 247V246H201ZM224 247V246H223ZM32 248V247H31ZM60 248V247H59ZM66 248V247H65ZM132 248V247H131ZM200 248V247H199ZM204 248V247H203ZM33 249V248H32ZM50 249V248H49ZM56 249V248H55ZM202 249V248H201ZM57 250H59V249H57ZM61 250L64 252V249H60L59 251L61 252ZM93 250H95V251H93ZM100 250L98 251V252H100ZM110 250V249H109ZM217 251H218V249H216ZM222 250H224V249H222ZM23 251V250H22ZM107 250L106 249H104V252H106ZM116 251V250H115ZM127 251V250H126ZM125 251V252H126ZM220 251H221V249H220ZM226 251V250H225ZM224 251V252H225ZM35 252V251H34ZM40 252V251H39ZM56 252V251H55ZM55 252H53V253H55ZM62 252V253H63ZM108 252V251H107ZM123 252H124V250H123ZM122 252V253H123ZM124 252V253H125ZM195 252H196V250H195ZM42 253H44V252H42ZM41 253V254H42ZM65 253H64V255H65ZM66 253V254H67ZM127 253H129L128 251H127ZM218 253H220L219 251H218ZM229 252H227V254H228ZM56 254V253H55ZM58 254V253H57ZM61 254V253H60ZM103 254V253H102ZM101 254V255H102ZM107 254V253H106ZM105 254V255H106ZM110 254V253H109ZM109 254L108 255H106V256H104L103 258H104V260L105 261H109V263L113 260V258L112 259H108V256H109ZM31 255V254H30ZM54 255V254H53ZM63 255V254H62ZM118 255V254H117ZM123 255V254H122ZM191 255V256H192ZM238 255H236V256H238ZM60 256V255H59ZM66 256V255H65ZM99 256H100V254H99ZM103 256V255H102ZM101 256V257H102ZM115 256H116V254H115ZM114 256V257H115ZM190 256V258L192 259V257ZM34 257V256H33ZM36 257V256H35ZM56 257L58 258V256L56 255ZM65 258L64 256H61V258ZM101 257H98V260L96 259V261H93V262H96L95 264H102V263H104L105 261H103V262H101V263H99V259H101ZM110 257V256H109ZM113 257V256H112ZM116 257H118V256H116ZM122 257H124V256H122ZM120 255H119V259L120 258H122ZM196 257V256H195ZM248 257V259L246 260V258ZM91 258H93V257H91ZM90 258V259H91ZM97 258V257H96ZM129 258H131V259H134V257L132 258V257H129ZM207 258V257H206ZM240 258V257H239ZM60 259V258H59ZM115 259V258H114ZM126 259H128V256H127V258ZM221 259V258H220ZM48 260V259H47ZM118 260V259H117ZM123 260V259H122ZM129 260V259H128ZM190 260V259H189ZM55 261V260H54ZM53 261V262H54ZM57 261H59L58 259H57ZM65 261V262H64ZM92 261V260H91ZM101 261H102V259H101ZM116 261V260H115ZM121 261V260H120ZM126 262L127 260H123L122 262ZM133 261V260H132ZM131 261V262H132ZM157 261V260H156ZM185 261H188V259L187 260H185ZM207 261V260H206ZM215 261V260H214ZM230 261H232V260H230ZM37 262V261H36ZM119 262V261H118ZM121 262V263H122ZM125 262H124V264H125ZM135 262V261H134ZM193 262V261H192ZM29 263V262H28ZM60 263V264H61ZM66 263V264H67ZM178 263H176V264H178ZM233 263V262H232ZM236 263V262H235ZM234 263V264H235ZM239 263V264H240ZM86 264V263H85ZM88 264H91V262L89 263L88 262ZM104 264H108V262H106V263H104ZM111 264H115L113 261L111 262ZM118 264H120V262L118 263ZM128 264H129V261H128ZM135 264V263H134ZM155 264V263H154ZM173 264V263H172ZM209 264V263H208ZM238 264V263H237Z\"/></svg>","mask_w":264,"mask_h":264}]
</instances>
